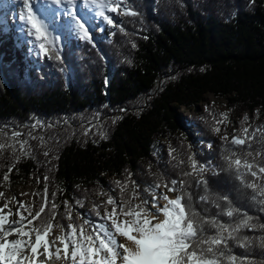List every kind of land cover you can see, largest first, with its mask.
<instances>
[{
  "label": "trees",
  "instance_id": "1",
  "mask_svg": "<svg viewBox=\"0 0 264 264\" xmlns=\"http://www.w3.org/2000/svg\"><path fill=\"white\" fill-rule=\"evenodd\" d=\"M125 8L135 15L125 14ZM122 10L118 26L96 40L91 33L80 41L59 36V59L55 50L45 54L38 47L41 61L26 54L22 60L29 67L19 59H0V144L6 146L0 149V188L31 183L35 215L45 203L47 187L42 216L47 220L54 212L53 225L67 228L85 220L103 223L105 210L109 212L104 195L118 203L129 197L131 203L150 200L156 184L180 180L186 183L175 186L178 195L190 193L202 214L238 222L239 214H221L226 202L215 206L214 201L228 195L232 207L264 224V212L251 200L250 190L232 173L220 171L226 148L255 152L264 146L253 142L249 149L219 140L205 149L224 125L236 135L241 127L250 125L252 131L264 125V0H123ZM206 94L223 98L228 111L207 103ZM200 103L202 111L186 119L178 113L180 108L197 110ZM253 110L255 116L246 114ZM221 113L228 114L227 120L217 125ZM245 115L249 120L242 125ZM37 121L41 127L31 126ZM217 126L220 132L213 131ZM160 139L168 142L166 149ZM193 154L200 164L214 159V170L202 174L206 188L197 183L201 176L195 172L184 175L192 171L188 158ZM116 181L127 182L123 196ZM133 188L138 196L132 197ZM37 224L39 220L31 226ZM214 231L206 226L207 235ZM240 235L255 238L264 231L242 229ZM229 244L237 257L264 261L258 242L249 249Z\"/></svg>",
  "mask_w": 264,
  "mask_h": 264
},
{
  "label": "snow or ice",
  "instance_id": "2",
  "mask_svg": "<svg viewBox=\"0 0 264 264\" xmlns=\"http://www.w3.org/2000/svg\"><path fill=\"white\" fill-rule=\"evenodd\" d=\"M18 2L23 9L19 14V20L25 22L28 35L33 37L32 43L45 54L55 50L56 58L59 59V50L56 48L59 37L53 34L46 18L37 12L34 0H18ZM47 2L63 8L65 15L70 16L74 21L80 38L90 39L87 22L79 15L76 7L77 0H47ZM83 3L100 9L97 15L108 24H114L112 16L105 13L107 11L119 14L118 6L123 4V0H83ZM124 12L135 15L127 8ZM227 116V113H221V119L216 121L217 125L224 123ZM248 120L249 117L245 115L241 124L243 125ZM250 128V125L241 127L240 135H234L229 140L225 134L221 140L232 145L246 146L249 149L253 142L264 146V125L252 131ZM213 131L220 132L221 129L217 126ZM257 133L260 134L259 138H257ZM13 135L20 134L13 133ZM5 147L4 144H0V149ZM174 151L170 149L169 154L172 155ZM45 155L48 153L45 152ZM257 157H260V160H257ZM188 160L192 171L185 172L184 175L190 176L195 172L201 176L197 183L206 188L208 182L202 174L209 170L210 165L200 164L194 154L189 156ZM223 160L224 166L220 168V171L232 173L243 188L250 190L251 200L260 206L261 212H264V151L240 152L226 148ZM11 171L12 167L9 168V173ZM9 173L4 174L5 181L9 179ZM48 179L47 176L44 177L45 182ZM131 183L136 184L135 181ZM177 183L173 180L171 186L165 183L164 187L170 192H175ZM179 183L183 188L186 182L180 181ZM116 184L120 187L123 196L127 182L116 181ZM160 186V184L154 186L151 203L148 200H142L140 204L133 205L131 197L118 203L112 196H109L105 203L112 205V208L110 212L105 210L104 219L110 221V224H94L85 220L79 225L68 224L67 230L63 224L53 225L54 212L47 220L42 216L47 207V187L44 189L45 203L34 216L29 212L31 219L25 217L18 208L16 215L19 219L10 221L11 209L8 213H4V209L8 208L6 202L0 206V264H48L53 259H63L67 264H264V261L258 262L248 256L237 257L232 254L230 241L244 249H249L258 242V247L264 250V235L255 238L240 235L242 229L253 232L257 229L264 231V224L253 223V217L232 207L228 195L219 197L214 203L217 208H221L219 201L226 202L227 207L222 209L221 213L223 215L230 218L237 214L241 216L238 222L231 224L220 221L217 216H208L197 211L191 203L190 193L181 192L175 199L170 198L166 193L157 194L155 189H159ZM138 195L139 193L133 188L132 197ZM0 197H3V193H0ZM207 199V196L200 197L201 201H207ZM161 200L165 203L161 204ZM18 203L24 207L22 202ZM51 207L55 209L57 206L53 203ZM96 214L99 216V211ZM67 218L72 219L70 208L67 209ZM37 220L39 224L28 227ZM206 226L215 229L212 235L206 234ZM54 227H59L61 234L55 240L50 241L48 237ZM13 235L16 238L9 239ZM117 237L124 238L123 242H119ZM56 240L60 241L63 254H61L60 247H55L52 251Z\"/></svg>",
  "mask_w": 264,
  "mask_h": 264
},
{
  "label": "rangeland",
  "instance_id": "3",
  "mask_svg": "<svg viewBox=\"0 0 264 264\" xmlns=\"http://www.w3.org/2000/svg\"><path fill=\"white\" fill-rule=\"evenodd\" d=\"M0 6L1 10L4 11L3 16H0V59H2L4 62H10L13 60L19 59L20 65H25V67H29V63L24 61L22 63V60L26 55H29L31 57V61L39 62L41 61V57L39 55V52L36 50V46L33 47V37L28 35L27 28L24 23H21L19 21V9L17 6V3L14 0H0ZM81 4H79V10H80V16L84 21L87 22V26L89 29V33L93 34V38L96 40L97 37H103L104 35L109 34L114 27L118 26V22L122 17V5L118 6L119 14L116 12H107L106 15H111L114 19V24H108L103 20V18L99 15H97V12L100 11V9L97 8H85L84 3L82 4V1L79 0ZM34 7L37 10V12L44 18L49 20V24L51 25L50 28L53 30V34L55 36H61V38L64 40L68 39L69 36L76 37L77 41H80V34L75 32L74 29L72 30V25H74V21L70 17H62L57 20L56 15L53 13V11L46 5V3H42L41 0H34ZM44 9H47L49 18L47 17L46 11ZM43 10V11H42ZM42 11V12H41ZM15 14V15H14ZM2 27V29H1ZM60 28V33L56 31V29ZM62 28V29H61ZM102 28V31H99V29ZM19 29V30H17ZM3 31V32H2ZM20 38H23V42L21 43L20 52L19 47L17 46ZM33 54V55H32ZM33 58V59H32ZM54 65V64H53ZM205 101L209 104H211L215 109L221 110V111H228V108L226 106V101L223 98H217L214 97L211 94L205 95ZM204 108V103H200L197 106V110H187L185 108L178 109V113L183 117L187 118L189 115H193L197 112L202 111ZM247 115L253 117L256 115V111L253 110L252 112H246ZM31 126L35 127H41L42 122L37 121L32 123ZM190 128V127H189ZM223 131L216 135L215 142L212 143L211 147L206 146V150H211L212 147L221 140V137L227 134L229 137V140H231V137L236 135L234 132V128H229L228 125H224ZM161 143H164L166 149L167 147V141L166 139H160ZM200 145L199 140L194 144V148L198 149ZM169 146V145H168ZM205 162H208L209 164L204 165H210L209 170L205 172H212L214 170L215 162L214 159L209 158L205 160ZM197 177H200L196 174ZM180 180L178 181L177 185H180ZM177 191L170 192L168 190H165V188L161 185L159 189H155L157 194L159 193H166L170 198L175 199V197L178 195V187L176 188ZM0 193H3V197H0V206H2L4 203H8V208L4 209V213H8L9 209L12 211V215L9 216V220L14 218L19 219V216L16 215V210L19 208L20 212L23 213L25 217L28 219H31V216L29 215V212H31V215H34V210L36 206V198H35V192L33 185L31 183H19V184H6L3 185L0 188ZM111 195H104V203L107 201L108 197ZM15 198V199H13ZM151 198V194H150ZM145 200V199H143ZM151 203V199H146ZM141 199H137L132 204L137 205L141 203ZM22 202L24 207L20 206V203ZM121 202V201H120ZM122 203V202H121ZM161 204H164L165 201L161 200ZM109 212L111 211L112 205H109L108 207ZM99 211V210H98ZM75 213L78 214V216L82 218H87V213L80 214L77 210H75ZM101 213V211H99ZM105 216V215H104ZM123 219V217H121ZM161 219H163V216H161ZM104 220V221H103ZM104 224H110V221L102 219ZM26 223V221H25ZM32 227V226H28ZM67 230V228H66ZM61 234V231L57 228H53L51 234L49 235V240H55L57 236ZM34 238V235H33ZM118 241L120 240V237H117ZM55 247L61 248V254H63V247L60 244L59 240H56V243L54 245ZM53 264L57 262L59 263L60 260L53 259Z\"/></svg>",
  "mask_w": 264,
  "mask_h": 264
},
{
  "label": "bare ground",
  "instance_id": "4",
  "mask_svg": "<svg viewBox=\"0 0 264 264\" xmlns=\"http://www.w3.org/2000/svg\"><path fill=\"white\" fill-rule=\"evenodd\" d=\"M16 3H17V6H18V9H19V14L23 11V9H22V6H21V4L18 2V0H14ZM82 1V4H83V0H81ZM41 2L42 3H46V5L53 11V13L56 15V19L57 20H59V18H61L62 19V17H70V16H68V15H65V13H64V10H63V8H60V7H57V6H54V5H51V4H49L48 2H47V0H41ZM79 4H81L80 2H79V0H77V5H76V7L78 8V10H79ZM85 6V8H87V9H89V8H94L93 6H87V5H84ZM98 9V8H97ZM79 15H80V10H79ZM71 18V17H70ZM20 21V20H19ZM21 23H24L25 24V22L24 21H20ZM1 29H2V27H1ZM17 30H19V29H17ZM99 31H102V28H100L99 29ZM3 32V31H2ZM16 214V213H15ZM104 218V217H103ZM13 219H15V217L14 218H12V219H10V221L11 220H13ZM12 238H16L15 237V235H13V236H10L9 237V239H12ZM34 239V238H33ZM123 239L124 238H122V237H120V240H119V242H123ZM51 241V240H50ZM55 250V246H53L52 247V251H54ZM57 262H55L54 264H56ZM48 264H53V262H52V260H50L49 262H48ZM58 264H67V262L65 261V260H63V259H61L60 261H59V263Z\"/></svg>",
  "mask_w": 264,
  "mask_h": 264
}]
</instances>
